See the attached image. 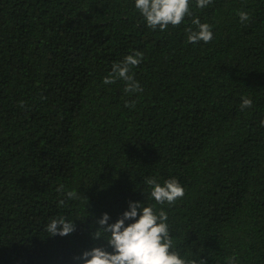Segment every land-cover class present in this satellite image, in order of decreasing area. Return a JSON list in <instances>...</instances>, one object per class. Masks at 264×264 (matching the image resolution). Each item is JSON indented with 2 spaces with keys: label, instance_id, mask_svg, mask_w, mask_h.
Wrapping results in <instances>:
<instances>
[{
  "label": "trees",
  "instance_id": "16d2710c",
  "mask_svg": "<svg viewBox=\"0 0 264 264\" xmlns=\"http://www.w3.org/2000/svg\"><path fill=\"white\" fill-rule=\"evenodd\" d=\"M189 9L161 31L134 0H0V264L111 252L92 237L96 222L114 223L130 201L166 212L185 260L264 264V0ZM194 17L209 43L188 42ZM137 51L142 91L103 83ZM150 177L175 178L184 196L156 204ZM60 216L75 230L49 236Z\"/></svg>",
  "mask_w": 264,
  "mask_h": 264
},
{
  "label": "clouds",
  "instance_id": "9594fccd",
  "mask_svg": "<svg viewBox=\"0 0 264 264\" xmlns=\"http://www.w3.org/2000/svg\"><path fill=\"white\" fill-rule=\"evenodd\" d=\"M196 6L204 9L212 4L213 0H195ZM135 8L144 17L146 25L151 29L157 27L164 31L169 25L179 26L186 16H190L189 0H134ZM240 21L249 20L247 12H239ZM196 30L188 28V42L197 43L203 41L209 43L213 38L211 26L201 23L198 18L192 19ZM143 59L141 52L127 55L122 61L113 63L111 72L104 77L103 83L112 84L117 80H123L124 92L134 93L142 91L139 83L131 74V69L137 67ZM240 109L250 108L252 100L242 97ZM23 106V105H21ZM126 107H132L130 103ZM264 126V120L260 121ZM145 183L150 187V197L158 205H172L184 196V188L175 178L164 181L163 186L154 177L147 178ZM63 186H60L57 190ZM68 199H75L77 193L69 191ZM64 201H60L63 206ZM168 217L162 209L157 213L152 206H145L139 201H130L128 210L114 222L108 223L107 213L102 214L96 222L98 227L92 233L94 239L103 238L112 251H106L103 247H93L84 250L80 256L73 257L80 264H196L194 260H185L176 251L172 250V237L169 235ZM126 220L131 223L125 224ZM75 230L73 221L60 216L52 218L45 226L49 236H67ZM201 264L206 261L201 260ZM229 264H237L235 255L229 258Z\"/></svg>",
  "mask_w": 264,
  "mask_h": 264
}]
</instances>
